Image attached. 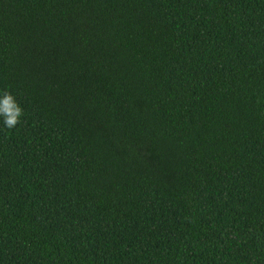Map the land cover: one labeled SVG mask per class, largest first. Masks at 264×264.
<instances>
[{
    "label": "trees",
    "instance_id": "1",
    "mask_svg": "<svg viewBox=\"0 0 264 264\" xmlns=\"http://www.w3.org/2000/svg\"><path fill=\"white\" fill-rule=\"evenodd\" d=\"M0 264H264V0H0Z\"/></svg>",
    "mask_w": 264,
    "mask_h": 264
},
{
    "label": "clouds",
    "instance_id": "2",
    "mask_svg": "<svg viewBox=\"0 0 264 264\" xmlns=\"http://www.w3.org/2000/svg\"><path fill=\"white\" fill-rule=\"evenodd\" d=\"M21 116V109L15 103L11 94L5 92L0 94V118L7 128L14 127Z\"/></svg>",
    "mask_w": 264,
    "mask_h": 264
}]
</instances>
